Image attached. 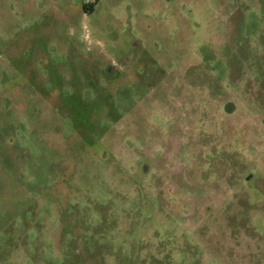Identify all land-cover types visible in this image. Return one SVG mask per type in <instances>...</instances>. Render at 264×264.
<instances>
[{"label": "rangeland", "instance_id": "rangeland-1", "mask_svg": "<svg viewBox=\"0 0 264 264\" xmlns=\"http://www.w3.org/2000/svg\"><path fill=\"white\" fill-rule=\"evenodd\" d=\"M0 264H264V0H0Z\"/></svg>", "mask_w": 264, "mask_h": 264}]
</instances>
